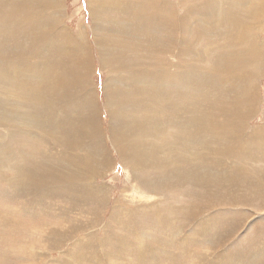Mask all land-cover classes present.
I'll list each match as a JSON object with an SVG mask.
<instances>
[{"label": "bare ground", "instance_id": "obj_1", "mask_svg": "<svg viewBox=\"0 0 264 264\" xmlns=\"http://www.w3.org/2000/svg\"><path fill=\"white\" fill-rule=\"evenodd\" d=\"M190 1L178 2L185 10L180 19H176L177 11L174 12L176 5L172 1L170 3L174 4L173 7H169L166 0H93L90 3L95 28L98 31L95 34L98 58L102 65L112 72L110 86L105 92L106 96L110 97L108 105L112 115L111 131L113 132L114 129L113 145L124 161L136 167L135 175L141 177L140 184L153 186L156 191H165L164 195L167 191V195L173 193L185 195L187 194L185 192L189 191L185 186L187 183L201 182L204 187V179L217 183L223 176L228 184L224 192L227 202L219 196L217 200L221 202L213 200L209 202L212 208L227 210L228 207L238 206L237 208L241 209L252 207L264 211V190H262L264 122L253 126L251 120L257 113L258 103L261 101L259 79L264 77L262 36L264 28L261 29L258 25L259 21L262 23L261 17L264 15V0L262 5H258L260 0H227L239 2L238 10L243 6L244 18H239L236 13L235 19H231L234 17L233 14L228 19H222L223 23L220 27L210 23L212 28L220 31L222 40L207 38L203 31L198 34L197 30L198 27L211 22L210 19H204L206 14L201 11L203 5L212 9L224 0H195L194 4ZM251 1H255V5L250 4ZM61 2L64 0H0V108L3 107L0 109V154L5 152L3 145L8 134L12 137L18 132H24L34 136L35 132L31 129L33 127L54 134L51 144L53 142L62 145V152H66L69 156L68 161L72 158L70 155L72 152L79 162L87 143L97 152L100 150V144L94 139L92 130L96 117V107L94 108V103L92 104L95 99L92 95L81 99V93L78 92L79 87L88 84L86 78L89 75L83 73L82 68L85 70L91 62L92 52L86 50L84 35H81L80 41H77L75 34L63 26L66 22L62 19V15H55L58 10L55 12L54 9ZM101 17L106 19H100ZM56 28L58 30L55 31ZM111 28L131 40L130 54H126L127 51L111 52L106 37ZM51 32L57 34L53 35ZM20 37L24 40L21 41ZM158 37H160L159 41ZM170 45H174L177 51L173 52ZM206 45L207 48H204ZM136 48L141 52H137ZM81 61H83L82 65ZM19 76L31 80L25 79L23 82L22 79H18ZM169 88L173 94L180 92L182 95L174 96L170 101L169 92L167 95H157L158 99L149 100L153 93ZM89 89L87 86L84 90ZM138 90H142L145 94L141 99H144L143 115L155 126L154 134L143 128L149 151L153 152L157 147L155 144V149L153 148L152 138L157 139L163 148L172 145L179 149L187 143L189 146L194 145L193 150L188 153L193 157L191 161H189L191 158L180 152L176 153L174 159L169 154V157L162 155L168 166L176 163L168 170L172 180L174 178L176 180L173 181L174 184L168 182L166 187L164 182L165 188L155 182L154 173L146 171V162L144 163V160L141 162L140 153L136 150L139 137L131 132L136 126L134 114L130 108L121 106L124 102H133ZM113 92L116 94L113 95ZM71 96L73 100H70ZM161 98L165 100H160ZM27 101H30L28 104L33 102L34 106L39 108L38 111L43 107V110L41 109L43 114L21 111L25 109L23 102ZM58 103L63 104L62 113L66 117L64 121L66 125L63 126L66 133L61 135L54 132V127H51L52 114L56 111ZM4 106L15 109L6 111L7 107ZM85 114L88 122H84ZM169 126L173 127L170 131ZM206 136L209 137L205 139ZM87 137L93 141H86ZM103 142L102 140L101 143ZM204 144L205 148L202 151L199 147ZM186 148L185 146L184 149ZM104 155L103 153L97 155L98 159L92 153L84 155L86 167H88L87 161L90 160L91 165L95 167L103 165L101 160ZM127 155H129L128 160ZM180 158L182 165L177 164ZM228 159L234 161V165L230 168L225 165ZM68 161L61 168L63 169L60 170L61 174L67 178H80L85 181L81 183L93 187L87 173L80 170L85 166L84 163L80 161L83 167L80 165L78 167L72 160ZM29 174L38 176L34 173ZM161 175L166 179V173L163 172ZM21 183L24 184L25 180H21ZM88 186H85L86 190L89 189ZM212 193H217V189H212ZM201 197L206 199V194ZM149 206L153 208H149L150 211L148 210L145 216L169 213L172 210L177 213V207L172 206L167 198L155 201ZM187 209L189 208L185 207V210ZM189 213L191 214L190 211ZM217 214L222 217L226 213ZM198 223L199 225L194 227L196 231L211 232L206 228V216ZM208 224L212 228L213 225L209 222ZM261 224L264 228V223ZM253 229L255 233L251 236ZM256 230L257 227L253 225L247 233L250 243H255L258 239L264 240ZM222 253L218 256H222ZM225 262L236 264L231 257Z\"/></svg>", "mask_w": 264, "mask_h": 264}, {"label": "rangeland", "instance_id": "obj_2", "mask_svg": "<svg viewBox=\"0 0 264 264\" xmlns=\"http://www.w3.org/2000/svg\"><path fill=\"white\" fill-rule=\"evenodd\" d=\"M166 1L169 7L174 6L170 1L175 2L176 19H180L179 17L183 16L185 12L184 8L180 6L181 4H178L180 0ZM91 2L93 0H64L54 10L55 12L58 10L55 15L61 14L62 19H65L66 24L63 26L75 34L77 41H80V36L84 35L86 50L92 52L90 54L91 62L88 65L85 64L87 65L85 70L82 68L83 73L89 75L86 78L88 84L79 87L78 92L81 93V99L90 95L95 99L92 104L94 103L93 107H96V117L92 130L94 139H97V143L100 144V150L97 152L95 148L89 146V143L85 144L86 150L81 153L79 162L81 161L82 164L84 161L86 162L84 155L92 153L97 158V155L100 156L103 153L105 154L101 160L103 165L95 167V165H91L90 160V162L87 161L88 167L85 163L83 167L77 161L78 158L74 153L72 155L71 152L70 155L74 165L85 168L80 170L87 173L93 187L97 189L81 183V181H85L80 178L68 177V179L67 176L61 174L60 170L63 171L61 168L67 163L69 156L66 155V152H62V145L53 142L51 144L50 141L54 139V134L50 131V133L48 131L45 133L43 130L33 127L31 129L35 132L34 136L24 132H18L17 135L12 133L14 135L12 137H9L10 134H8L5 138L7 140H4L6 143L4 142L3 145L5 152L0 154V264H228L225 260L230 257L236 261V264H264V240L258 239L255 243H250L247 238V233L250 232L253 225L257 227V233H260L264 238V234H262L264 228L261 224V222L264 223V211L255 210L252 207L241 209L237 208L238 206L223 210L224 208H212L209 203L211 200L221 202L217 200L219 196H222L227 202L224 192L227 190L228 184L223 176L217 183L203 178L204 187L201 182L187 183L185 186L189 188V191L185 192L187 193L185 195L183 193L167 195L168 191L164 195L165 191H156L153 186L147 187L140 184L141 177L135 175L136 167L121 158L113 145L114 129L112 132L110 127L112 115L110 105H108L110 97L106 96L105 92L110 86L112 72L102 65L98 58L95 38L98 31L94 24ZM191 2L194 4L195 0H191ZM254 3L255 1L250 2V4ZM259 4L262 5V0L258 2ZM238 5L239 2H228L227 0L221 1L212 9L203 5L201 11L206 14L204 19H210L211 22L198 27V34L203 31L206 37L208 36L207 38L222 40L219 35L220 31L212 28L210 23L220 27L223 23L222 19H228L230 15L234 16L236 13L239 18H244L242 17L243 6L238 10ZM113 17L114 15L111 16V18ZM100 19L105 20L106 18L101 17ZM231 19H235V16ZM261 19L262 23L259 21L258 25L263 29L264 15ZM221 35L223 36V29ZM262 36L264 38V31ZM106 37L112 53H125L126 51V54L131 53L129 52L132 49L131 40L121 36L114 28L110 29ZM174 37L176 39L177 35L175 34ZM20 40L23 41L24 38L20 37ZM159 40L160 37H158ZM11 42L12 40L9 41V44ZM175 46L170 45L173 52L177 51ZM204 48H207V45ZM136 51L141 52L139 48H136ZM201 56L204 60L203 53ZM82 62H80L81 65ZM18 79H22L23 82L25 79L31 80L20 76ZM259 81L261 101L258 103L257 113L251 119L253 126L264 122V77H261ZM122 85L128 88L126 84L122 83ZM87 86L90 89L85 91ZM169 92L170 101L174 96L182 95L180 92L173 94L169 88L153 93L149 100L158 99L157 95H167ZM115 94L116 92H113V95ZM144 95L142 90H138L133 102H124L121 106L130 108L134 114L136 126L131 129V132L139 137L136 150L140 153L141 162L143 160L144 163L146 162V171L154 173L155 182L166 187L168 182L173 183L176 180V178L172 180L168 172L176 163L168 166L162 155L168 156L169 154L174 159L176 153L180 152L182 155L184 153L188 156L189 159L191 158L189 160L191 161L193 157L188 153L190 154L194 145L190 144L189 146L187 143L185 145L187 150L184 149L185 146H181L179 149L172 145L163 148L157 139L152 138L153 148L155 149V144L157 147L153 152L149 151L144 137L146 132L143 128L150 134H154L155 126L149 123L143 115L142 101L144 99H141ZM70 100H73L72 96ZM160 100L164 101L165 99L161 98ZM23 103L25 109H21V111H35L43 114V107L38 111L39 108L34 106L33 102L32 104H28L30 101ZM88 104L90 105L91 101ZM61 105L64 108L63 104H57L56 111L52 114L51 124V127H54V132L60 135L66 133L63 127L66 125L64 122L66 117L63 116ZM33 106L35 110L32 108ZM4 107H7L6 111L15 109L14 107ZM86 115H83L84 122L89 121ZM79 118L78 121L82 123ZM168 129L170 131L173 127L169 126ZM50 130L52 129L50 128ZM81 135L84 138V134ZM208 137L206 136L205 139ZM102 140L103 143H101ZM86 141L93 140L87 137ZM204 148L205 144L199 147L202 151ZM128 158L129 155L126 159L128 160ZM177 164H183L181 158ZM225 165L230 168L234 165V161L231 162L228 159L225 161ZM163 172L167 174L166 179L161 175ZM29 173L38 174V176H31ZM21 180H25V183H21ZM31 180L32 182H30ZM89 180L88 182H90ZM164 182L166 183L164 184ZM251 182L255 183L254 180ZM85 186H88L89 189L86 190ZM241 187H243L242 184ZM212 189H217V193H212ZM199 190H202L204 194ZM200 193L202 196L206 194V199L201 197ZM166 198L172 203V206L177 207V213L172 210L169 213H161L162 215L160 213L144 215L153 208L149 206L151 203ZM185 207L189 209L185 210ZM217 213L226 214L219 217ZM205 216L207 219L206 228L211 231L210 233L198 232L194 228ZM208 222L213 225L212 228ZM253 230L251 236L255 233V229ZM220 253L223 255L218 256Z\"/></svg>", "mask_w": 264, "mask_h": 264}]
</instances>
